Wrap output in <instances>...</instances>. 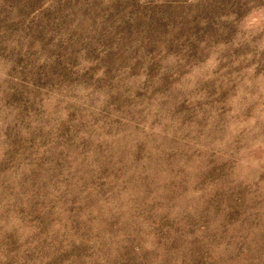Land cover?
Returning a JSON list of instances; mask_svg holds the SVG:
<instances>
[{
	"label": "rangeland",
	"instance_id": "1",
	"mask_svg": "<svg viewBox=\"0 0 264 264\" xmlns=\"http://www.w3.org/2000/svg\"><path fill=\"white\" fill-rule=\"evenodd\" d=\"M0 264H264V0H0Z\"/></svg>",
	"mask_w": 264,
	"mask_h": 264
}]
</instances>
